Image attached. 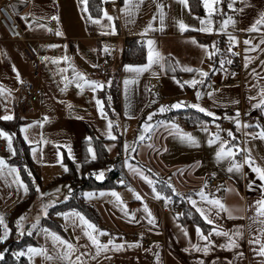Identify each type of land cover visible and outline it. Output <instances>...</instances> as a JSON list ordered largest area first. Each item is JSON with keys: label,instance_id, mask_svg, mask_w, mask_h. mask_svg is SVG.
I'll return each instance as SVG.
<instances>
[{"label": "crops", "instance_id": "1", "mask_svg": "<svg viewBox=\"0 0 264 264\" xmlns=\"http://www.w3.org/2000/svg\"><path fill=\"white\" fill-rule=\"evenodd\" d=\"M102 2L103 13L98 17L91 15L88 0L86 5L81 0H14L12 4H8L38 55L41 63L39 76H36L35 64L24 53L21 42L11 39L0 23V85H3L5 89L3 95H0V117L5 115L13 117L10 120L0 119L5 121L21 119L24 121L21 129L31 125L22 131V136L31 148L32 160L42 179V187L39 189L44 191L45 187L49 188L50 183L65 173L66 157L76 166L83 161L85 152L91 158V153L88 152L89 146L84 150L83 142L89 140V137L92 138L93 135L101 140L109 141L107 150L110 159L118 156V144L107 134L110 118L107 115H101L96 100L102 101L100 95L103 89L110 84L112 76L120 73L122 160L126 154L134 155L138 160L140 158L146 160L144 157L159 159L160 165L155 163L158 169L162 167L163 170L158 173L159 178L166 183L170 180L178 192L183 193L185 197L192 196L196 199L198 206L205 209L212 208V212L208 214L215 221L214 224H208L202 217L209 226L206 231L200 227L205 235H208L215 227H222L228 231L241 224L247 226L249 223L247 219H229L224 212L216 216V209L201 202L196 193L207 180L208 186L205 192L219 199L237 217L253 215L254 209H249L248 206L260 196L261 182L256 178V174L247 165H244L242 169L243 175L235 171L229 173L228 160H222L219 163L216 160L215 151L218 144L209 146L207 140L209 133L219 131L222 138L229 140L230 143L240 145L241 148H250L256 162L264 165V141L252 140L244 135L246 132H258L259 129L242 127L238 131L233 120L225 118V115L235 116L236 110L239 109L242 124L259 123L264 127V110L252 107L261 99L260 89L264 88V64L261 63L264 61V44L260 43L264 40V25L258 26L260 31L246 30L255 22L259 13L264 11V0H243V2L235 0L233 8L228 7L230 0H219L213 5L216 9L211 14L213 20L207 17L208 12L203 0H201L202 15L192 14L188 1L185 5L181 0H142V2L132 0L133 10L130 14L121 11L123 0H102ZM106 2L111 3L110 9L105 6ZM137 3H139L138 9L135 8ZM157 5H162V8L158 10ZM105 10L109 16L113 17L112 20L104 16ZM161 11L164 14L163 26L159 19ZM229 16L235 20V24H229L223 31H218L222 22ZM209 19L211 25L208 24ZM202 20L205 22L203 25ZM52 21H56L55 27L51 25ZM149 21L152 22L153 27L145 32ZM180 21L189 27L182 31L179 27ZM208 26L213 28L211 33L199 31L201 27ZM57 31L62 35H56ZM230 37H235L234 44L230 41ZM200 38H207V42H203ZM126 39H138L145 45L146 52H148L147 41L152 40L154 50L161 54L162 63L165 65L161 68L159 64H154L151 69L136 77V83L129 84L127 91L124 80L133 79L135 74L126 71L123 64ZM193 39L196 43H193ZM246 40L251 43L245 44ZM49 45H55V47H49ZM200 45H208V48H201ZM257 45L259 47H256ZM105 46L107 51L104 50ZM219 47H222V52L218 51L219 54L224 51V56L221 54L223 56L221 58L225 59L223 65L219 63L215 65L214 55L211 58L208 57V53L212 52L211 48L219 49ZM229 47L232 48V52L228 51ZM64 56L69 59H59ZM42 57L49 59L43 60ZM246 58L247 67H245ZM54 59L57 62H53ZM228 60L232 63H227ZM108 61H111L109 72L107 75H101L102 65ZM73 67L77 72L83 73L86 79L101 82L104 87L93 92L88 85L80 89L76 87L75 82H72L65 88L62 77L66 76L69 81H72ZM184 67L203 69L209 75L201 77L197 72L184 71ZM172 68H175V71H172ZM61 69L66 71L61 72ZM17 72L22 83L17 80ZM193 78L203 79L204 84H198L196 87L180 86L183 81ZM157 80L161 82L158 83ZM26 81L43 90V94L37 101L35 112L29 115L23 112L19 104L24 94L23 84ZM197 90L204 93L199 100L196 99ZM208 92H212L213 96L209 97ZM249 97H255V99H249ZM153 100L156 103H152ZM176 101H184L188 104L199 103L202 107L216 113L215 123L212 122L213 119L204 121L207 122L209 132L201 130V123L190 128L179 118H163V114L170 111L194 109L191 107L171 109L164 113L157 112L153 117V123L172 121L184 132L195 136L199 146L181 142L177 136L170 135L168 129L161 125L151 141L144 140L147 144L138 145L135 152L129 150L126 153L123 147L125 142L132 147L139 142L134 143L139 135L138 128L141 130L137 125L144 122L147 114L156 111L160 105H170ZM232 101H238V103H232ZM69 104L71 108L68 107ZM126 112L128 115L125 114ZM229 129L236 137L235 140L227 135ZM111 131L114 135L113 127ZM25 135L28 137L27 140ZM2 138L7 142V138L0 136V139ZM246 138L247 145L244 144ZM149 143L154 144L155 148L148 147ZM33 148L36 149L35 156ZM0 157L5 160L6 165L14 166L11 163L14 157L12 151L4 152L1 143ZM242 159L243 156L238 153L236 160ZM4 171L5 175L0 176V214H3L9 228L10 212L26 197V194L15 182V173L7 175V167ZM124 172L125 181L128 183L123 187L84 191L95 193L93 199L84 198V200L91 204L99 215V223L90 221L97 226L98 230L106 233L99 236L100 241L107 243L109 239H112L115 244H123L120 250H114L113 246L109 245L108 251L102 252L96 260L82 257L86 264H158L157 253L159 264H198L199 260H203L204 264H229V262L259 264L261 258L254 255L252 251L258 245L249 244L247 229L244 237L238 241L239 248L229 250L219 247L226 243V238L212 233L210 239L214 243L207 255L192 249L193 244L206 243L197 236L198 225L181 222L177 217L178 212L170 207V202L165 205L163 199L154 198L151 186L142 179L136 181L135 174L125 166ZM213 173H215L214 176ZM20 179L22 180L21 176ZM250 180L255 181L251 190L247 187ZM129 188L139 193L143 200L136 199ZM112 190L120 194L123 204L127 206V215L122 210V205H118L115 197L110 195ZM101 192L106 194L101 196ZM162 192L167 195L166 192ZM178 198L185 200L187 205L196 211L186 199ZM173 201L172 199L171 202ZM144 203L148 205L156 219L154 225L148 223L147 214L143 211ZM29 214L31 212L27 215ZM56 219L64 228V235L60 236L78 248L73 259L82 252L95 254V247L84 235L81 226L74 227L62 216H56ZM182 228L187 230V236L183 234ZM37 239L38 245L33 247L43 246L49 255L58 256V249L43 232L37 235ZM137 243L138 246H135ZM185 249L189 250L185 251ZM237 252L243 253L242 259L237 258ZM25 257L28 258L27 254ZM30 264H64V262L59 259L47 261L43 256L35 255Z\"/></svg>", "mask_w": 264, "mask_h": 264}, {"label": "snow or ice", "instance_id": "2", "mask_svg": "<svg viewBox=\"0 0 264 264\" xmlns=\"http://www.w3.org/2000/svg\"><path fill=\"white\" fill-rule=\"evenodd\" d=\"M82 3H84L86 5L87 0H81ZM140 2H142V0H140ZM182 3H184L185 5L187 4V0H181ZM219 0H203V4L205 9L207 10V12L209 13V16H211V14L216 11V9L213 7L214 4L218 3ZM241 2H243V0H241ZM235 4V0H230V2L228 3V7L229 8H233ZM135 8H139V3H137L135 5ZM158 10L162 8V5H157ZM87 9L85 8V11ZM133 10V4H132V0H123V7L121 8V11L124 12L125 14H130ZM241 11H243V9H240ZM104 16L107 17L108 20H112L113 17L109 16L107 11L105 10L104 12ZM91 19V17H89ZM53 19H58V17H53ZM153 19H155V17H153ZM160 22H161V26H163L164 23V14L161 11L160 12ZM94 22H99V21H94ZM205 22L202 20L201 24L203 25ZM208 24L211 25V20H208ZM229 24H235V20L229 16L227 17V19H225L222 22V26L220 29H218V31H223L224 28H226ZM259 25H264V11L260 12L258 15V18L255 20L254 23L251 24V26L246 29L247 31H260V28L258 27ZM153 27V24L151 21H149L148 25L145 28V32H147L149 29H151ZM179 27L180 29L183 31L185 29H187L189 26L184 24L182 21L179 22ZM49 31H51V29H49ZM199 31H203V32H209L211 33L213 31V28L211 26L208 27H201L199 29ZM115 32V27L113 26V33ZM56 35H62V33H60L59 31L56 32ZM230 41L234 44L235 41V37H230L229 38ZM193 43H196V41L193 39ZM251 41H245V44H250ZM260 43L264 44V40H261ZM153 44L154 42L152 40H148L147 41V45H148V52H147V63L142 64V65H125V70L131 73H134V78L133 79H125L124 80V85H125V90L127 91V87L129 84H134L136 83V77H139L143 72L149 70L152 68V66L154 64H159L161 68H164L165 65L162 63L163 57L161 56V54L158 51H155L153 48ZM49 47H55V45H49ZM201 48L207 49L208 45H200ZM213 47H215V42H213ZM256 47H259V45H257ZM105 51H107V46H105ZM255 50V49H252ZM216 51H219V49H216ZM229 52H232V48L229 47L228 49ZM215 53L214 52H209L208 53V57L211 58ZM234 55L236 53H233ZM43 60H48V57H42ZM59 59L61 60H68L69 58L67 56L64 57H60ZM53 62H57L56 59L53 60ZM221 65H223L225 63L224 60L220 61ZM227 63H232L231 60H228ZM262 64H264V61H261ZM245 67H247V58L245 60ZM13 70L16 71L15 67H13ZM172 71H175V68L171 69ZM184 71L187 72H197L199 73V75L201 77H207L209 75L208 72L204 71L203 69H199V68H192V67H184L183 68ZM61 72L66 71L65 69H61ZM233 75H235V73H233ZM73 77L74 79L72 81H69L68 77H62V79L64 80L65 83V88L67 87V85L69 83L75 82L76 83V87L83 89L85 85H88L92 88V91L95 92L97 89H102L104 87V84L95 80H88L85 78L83 73H79L76 71V69L73 67ZM173 79H175V77H173ZM17 80H19L21 83L23 82L22 80H20V75L17 72ZM80 81H83V83H80ZM110 83V81H109ZM177 83H180L179 81H177ZM198 84H204V80L200 79L197 80L196 78H193L191 80H186L183 81V83H180V86L183 87L184 85H189L192 87H196V85ZM5 92V89L3 87V85H0V95H3V93ZM204 93H202L201 91L197 90L196 91V99L199 100L200 97L203 95ZM207 95L209 97L213 96L212 92H208ZM259 95L261 96V99L258 101V103H255L252 105L253 108H262V110H264V88L260 89V93ZM249 99H255V97H249ZM152 103H156L155 100L152 101ZM232 103H238V101H232ZM96 104L99 108V111L101 112V115L106 116V114L104 113V108H103V102L99 99L96 100ZM69 108H71V105H68ZM183 107H191L194 109H197L199 112L204 113L205 115L209 116V117H213V123H215V119L216 117V113L202 107L199 103H192V104H188L187 102L184 101H176L170 105H160L159 108L154 111V112H149L147 117L144 119V122L140 125V133L136 138V141H134V143H136L137 141L142 142L144 140H148L151 141L153 135L155 134L156 130L161 126L164 125L168 131L170 135H175L177 136L181 142L187 143L191 146H199V141L197 140V138L195 136H193L191 133L188 132H184L183 129L180 128V126L172 121H156L155 123H153V117L156 115L157 112L159 113H164L166 111H169L171 109H180ZM126 115H128V113H125ZM2 119L5 120H10L13 117L11 115H5L3 117H0ZM226 119H231L233 120V122L236 125L237 130L239 131L242 127L243 128H249V127H255L257 129H259L258 132H246L244 133V135L247 138H250L252 140L255 139H260L262 141H264V127H262L259 123H256L255 125H250L247 123L242 124L241 120H240V112L239 109L236 110L235 116L233 117H228L227 115H225ZM45 119H47V117H45ZM207 122H201V130L208 133L209 129L206 126ZM27 127H31V125H27L24 128L21 129V131H25V129ZM108 137L110 139L115 140L116 136L113 135L111 129L113 127V121L108 120ZM217 128L219 129V125H217ZM147 134V135H146ZM227 135L229 137L232 138V140H235L236 137L234 136L232 130H227ZM0 136H3L5 138H7V142H8V148L10 151H12V154L15 155V149L12 148V139L11 136L7 133L4 132L3 130H0ZM245 139L244 144L247 145L248 143V139ZM25 139L27 140L28 137L27 135H25ZM89 140H91V137L88 138ZM29 143H31V141H29ZM207 143L209 146H212L214 144H218L217 150L215 151V157L217 162L219 163L222 160H228L229 162V166L227 168V171L229 173L231 172H237V173H241L243 175L242 169L244 167V165H247L252 172H254L256 174V178L261 182L259 184V191H260V196L258 199H256L252 205H249V209H254L253 211V215L251 216H247V217H237L234 216L232 211L227 208V206H225L219 199L211 197L208 193L205 192V188L208 186V181L205 180L204 181V185L200 188V190L196 193V195L199 197L201 202H205L207 205H211L216 209L215 215L219 216L221 212L227 213L228 218L229 219H247L249 221V223L247 224V226L241 224L236 226L233 230H224L222 227H215L212 229L211 232H209L208 235H205L203 233V231L201 230V228L199 226L196 227V233L197 236L199 237V239L201 241H205L206 243H204L203 245L200 244H193L191 245L192 249H194L197 252H203L205 255H207V253L210 251L211 245L214 243L210 237L212 235V233H215V235L217 236H222L226 238V243L225 244H221L219 245V247L221 248H227L229 250L231 249H236L239 248V239H242L244 237V233L245 230L247 229V231L249 232V244L250 245H258V247H254L252 249L254 255L260 257V262L259 264H264V165L258 164L255 160V158L252 156L251 153V149L248 147H243L241 148L240 145H236L234 143H230L229 140L223 139L222 136L220 135V132L217 131L215 133H209V138L207 140ZM124 150L127 153L129 150H131L132 152L136 151L135 147H132L131 145H129L127 142H125L124 144ZM148 147L150 148H155V145L152 143H149ZM166 151V149H164ZM33 154L35 156L36 153V149L33 148L32 149ZM70 152V149H69ZM88 152L91 153V158L94 160L96 159V154L94 152V150L92 149L91 146H89L88 148ZM241 154L243 156L242 160H236V156L237 154ZM129 159H135V157H128L126 156L123 164L125 167H127L129 169L130 172H132L135 175H139L147 184H149L151 186V190L152 193L154 194V198L156 199H163L165 202V205H167L169 202L172 201L173 196L175 197H183L184 199L187 200L188 203H190L195 209L196 211L200 214L201 217H203V219L208 223V224H214L215 221L213 219L210 218L209 214L210 212H212V208H203L198 206L197 200L193 199L192 196H184L183 193H180L177 191V189L175 188V186L171 183V181L169 180L166 184V187L168 189L171 190L172 195H165L162 191H158L154 181L145 174L144 170L141 169L138 166H134L133 164H131L129 162ZM7 167L8 172L7 175H12L13 173H15V177L14 180L16 183H18V185L23 188V191L25 194H27V192L29 191L28 185L24 184V182L20 179L19 176V169L17 167L14 166H10V165H6L5 160L0 157V176H4L5 175V168ZM80 165H77V169L79 170ZM64 171L67 172L68 168L66 166H64ZM105 169H101L98 172H93L90 173V175L94 176L96 180H104L105 178ZM149 172L151 171V169L148 170ZM29 175H31V173L29 172ZM213 176L215 175V173L212 174ZM118 183L120 184H125V180L120 179L118 181ZM255 184L254 180H250L247 184V187L251 190L253 185ZM68 187V193L66 195H64L63 199L65 201L69 200L72 196H73V190L71 189L70 186ZM130 191H133V194L135 196L136 199L138 200H143V197L139 194L136 193L133 189L129 188ZM36 191L37 193H39V195L41 197L44 196H48L50 195L49 193H44L41 192L39 189V186L36 187ZM217 191H219V189H217ZM54 192H60V189L57 188L54 190ZM106 193L101 192L100 195L104 196ZM110 195L115 197L118 205H122V210L125 212V214L127 215V206L123 204V201L120 197V194L118 192H116L115 190H112L110 192ZM82 196L86 199H90L93 198L95 196V193L92 192H84L82 193ZM58 200L53 199L50 200L48 203L41 204V211L42 214L44 216L48 215V209L50 207H52L55 203H57ZM143 211L147 214V220L148 223L150 225H154L156 223V219L153 216L150 208L148 207V205L146 203L143 204ZM184 213H177V217H179L180 215H183ZM57 216H62L64 218V220L66 222H69L74 226H81L83 229V233L84 235L87 237V239L89 241H91V244L95 247V254H90L88 252H82L80 253V255H76L75 259H73V255L78 251V248L76 245L72 244L71 242H69L68 240L64 239L63 237H61L58 233L48 229V228H41V231L44 233L46 238H50L53 245L58 249V256L57 257H53L52 255H49L47 249L43 246L40 247H33L31 245H29L27 247V253H25V251L20 250L18 252H13L12 255L14 257H16L17 259H19L21 256H25L27 254L28 256V260L29 262L32 261L33 257L35 255H40L43 256L45 260L47 261H51L53 259H59L60 261L64 262V264H86V261L84 259H82V257H88L90 260H96L97 257H99L101 255L102 252H106L109 249V245H112L114 250H120L121 248H123V244H115L114 241L112 239H109L107 241V243H102L99 239V236L101 235H106L105 232H103L102 230H98L97 226L92 223L90 220H88L85 215L76 210V209H71L68 212H57L56 213ZM25 220V216L21 215L20 217L17 218L16 221V227H17V231L22 235L23 234V223L22 221ZM39 220H40V216L38 215L36 218V222L32 224V229H36L39 225ZM78 221V224H77ZM0 227L3 228V234H0V242H3L4 240L7 239L11 229L8 228L7 224L5 223V219L3 214H0ZM183 231V234L185 236L188 235L187 230L185 229H181ZM28 235H32V231L29 230L28 231ZM79 239V237L77 238ZM134 246V245H129ZM138 246V243L137 245ZM87 247V246H85ZM189 249H185V251H188ZM5 252H7V249H5L4 251H0V260H3L5 257ZM237 258H243V253L242 252H237L236 253ZM156 258H157V262L159 264V254H156ZM198 264H204L203 260H199ZM229 264H231V262H229Z\"/></svg>", "mask_w": 264, "mask_h": 264}, {"label": "trees", "instance_id": "3", "mask_svg": "<svg viewBox=\"0 0 264 264\" xmlns=\"http://www.w3.org/2000/svg\"><path fill=\"white\" fill-rule=\"evenodd\" d=\"M189 9L194 15H202L203 9L201 0H187ZM89 11L93 17H98L103 13V2L102 0H88ZM119 28V26H118ZM203 42H207V38H200ZM222 52V51H221ZM219 54V53H218ZM224 56L223 53H220ZM219 59L218 55L214 56V63L217 65ZM147 62V52L145 45L138 39H126L125 50L123 55V64L130 65H142ZM119 73L111 77L110 84L105 87L100 95L102 99L104 110L106 115L113 121V131L116 139L113 140L118 144L119 153L113 162L110 161V155L107 150L108 140H101L96 135H93L91 140L83 142L84 150L86 147H93L96 159H92L87 156L84 157L80 163L79 170L77 166L71 162L67 157L65 158V164L68 171L62 176L56 178L52 183L49 184V188L58 185L68 184L73 190V196L67 201H60L55 206L49 208L48 216L43 218L40 226L36 229H32L30 224L26 225V233L20 235L17 231L16 221L21 215L25 216L33 208L38 193L36 187H42V179L38 173L36 164L32 160L31 148L26 143L22 136L21 127L23 120L16 119L12 121H5L0 119V129L7 132L13 141V149H15V155L11 160V163L19 169V174L23 182L28 185L29 191L26 197L17 203L9 214V229H11L9 236L3 242H0V251L5 252V257L0 260V264H30L29 260L25 256H21L19 259L12 255L13 252L25 250L29 245H38L37 231L38 228H48L59 235H64V228L56 219L57 212L70 211L76 209L82 212L85 217L92 222L99 223V215L95 208L87 203L82 196V193L86 190H100L108 188H120L125 184L118 183V178L125 180L124 164L121 156L122 151V136L120 128L121 119V85H120ZM164 119L179 118L188 127L194 128L198 124L204 121H211L213 118L201 113L197 110L186 108L181 110L170 111L163 114ZM111 163V168L108 171L106 178L102 181L96 180L90 173L98 172L104 169L105 164ZM29 172L31 175H29ZM166 181L162 178H156L155 186L158 190L166 192L167 195H172L171 190L166 187ZM173 202L176 205H182L183 215L179 216V219L183 223H194L204 229L208 230L209 226L205 223L202 217L189 207L185 200L173 196ZM32 231V235H28V231ZM0 234H3L2 227H0Z\"/></svg>", "mask_w": 264, "mask_h": 264}, {"label": "built area", "instance_id": "4", "mask_svg": "<svg viewBox=\"0 0 264 264\" xmlns=\"http://www.w3.org/2000/svg\"><path fill=\"white\" fill-rule=\"evenodd\" d=\"M13 2L14 0H0V23L11 39L21 42V44L23 45L24 53L35 64L36 76H39L41 73V63L38 58V55L33 46L31 45L30 41L28 40L21 23L18 21L16 16L8 7V4H12ZM105 6L110 9L111 3L106 2ZM51 25L55 27L56 21H52ZM110 65L111 61L104 63L100 70V74L107 75L109 72ZM157 82L160 83L161 80H157ZM23 92L24 94L21 96L19 104L23 112L29 115L35 112L37 101L43 94V90L40 87H34L29 81H26L23 84ZM0 143L2 144V150L4 152L7 153L10 151L8 148V143L4 138L0 139ZM114 160L115 158L110 159L111 162H113ZM117 181H119V179ZM211 183L215 182L211 181ZM170 207L174 208L178 213H181L183 210L182 205H176L174 202H170Z\"/></svg>", "mask_w": 264, "mask_h": 264}, {"label": "rangeland", "instance_id": "5", "mask_svg": "<svg viewBox=\"0 0 264 264\" xmlns=\"http://www.w3.org/2000/svg\"><path fill=\"white\" fill-rule=\"evenodd\" d=\"M207 17L208 18H210L211 20H213L212 18V16H209V13H207ZM212 49V52H214L215 54H214V56H217L218 55V59H220V61L221 60H224L225 61V59H223V58H221V57H223L221 54H218L220 51H222L221 49H222V47L220 48L219 47V52L218 51H216V49H218V48H211ZM220 61L218 62L219 64H221L220 63ZM119 78H120V73H119ZM120 82H121V78H120ZM148 115V114H147ZM153 122V121H152ZM122 126V124L120 123V127ZM138 127H140V125H137ZM137 126H136V129H137ZM133 131H136V130H133ZM140 133V130H139V128H138V134ZM147 135V134H146ZM136 141V140H135ZM143 144H147L146 142H144V141H142V142H138L136 145H135V148H137V146L138 145H143ZM129 158L130 157H135L134 155H130V154H126ZM126 155L123 157V160L125 159V157H126ZM144 159H146V160H143L142 158H140L139 160L135 157V159H129V162H131V164H134L135 166H138V167H140L141 169H143L144 170V172H145V174L146 175H148L154 182H155V180H156V178H158L159 177V174L158 173H161L163 170H162V167H160V169H158L157 167H156V164L155 163H158V165H160L159 164V162H158V160L159 159H154V158H146V157H144ZM111 163L109 162V163H107V164H105V166H104V169L106 170L105 171V173H104V175H105V178H106V176H107V174H108V171L110 170V168H111ZM149 169H151V171L149 172L148 170ZM135 177V179H136V181H137V179H142L139 175H135L134 176ZM104 178V179H105ZM143 180V179H142ZM144 181V180H143ZM139 182V181H138ZM134 184V183H133ZM67 186H70V185H68V184H65V185H58V186H54V187H52V188H46L45 187V189H44V191H42V190H40L41 192H44V193H49L50 195H48V196H44V197H41L40 195H39V193H38V197H37V200H36V202H35V204H34V207L28 212V213H30L31 212V214H29V215H27V216H25V220L24 221H22V223H23V233H26L25 231H24V227L26 226V223H29L30 222V225L32 226V224L33 223H35L36 222V218H37V216L39 215L40 216V220H39V225L38 226H40V223H41V220L43 219V218H45V217H47V216H44L43 214H42V211H41V204L42 203H44V204H46V203H48L50 200H53V199H56V200H58V202L59 201H64V199H63V197H64V195H66L67 193H68V187ZM71 187V186H70ZM57 188H59L60 189V192H54V190L55 189H57ZM86 199V198H85ZM91 199V198H90ZM90 199H87V200H90ZM93 199V198H92ZM57 202V203H58ZM56 204V203H55ZM54 204V205H55ZM53 205V206H54ZM49 210V209H48ZM27 231V230H26ZM37 233H38V235H41L42 234V231H41V228L39 227L38 228V231H37ZM21 235V234H20ZM23 235V234H22ZM23 251H25V250H23Z\"/></svg>", "mask_w": 264, "mask_h": 264}]
</instances>
